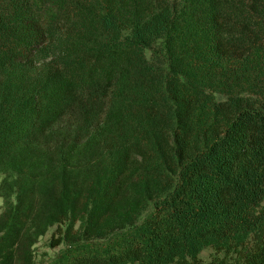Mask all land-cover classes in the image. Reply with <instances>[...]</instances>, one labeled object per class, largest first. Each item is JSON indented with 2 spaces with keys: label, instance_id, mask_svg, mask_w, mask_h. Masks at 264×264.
Segmentation results:
<instances>
[{
  "label": "trees",
  "instance_id": "obj_1",
  "mask_svg": "<svg viewBox=\"0 0 264 264\" xmlns=\"http://www.w3.org/2000/svg\"><path fill=\"white\" fill-rule=\"evenodd\" d=\"M0 199V264H264V0H0Z\"/></svg>",
  "mask_w": 264,
  "mask_h": 264
},
{
  "label": "rangeland",
  "instance_id": "obj_2",
  "mask_svg": "<svg viewBox=\"0 0 264 264\" xmlns=\"http://www.w3.org/2000/svg\"><path fill=\"white\" fill-rule=\"evenodd\" d=\"M2 206H3V201L0 199V214L2 212ZM54 231H55V228L52 229L49 232V234L46 237H44L41 240V242L38 244V246L36 247L35 254H36V258L38 261H41V260L49 261L57 257L63 250V247L53 249L50 246ZM213 254L214 253L212 250H207L201 255V258L205 263H208L211 260V257L213 256Z\"/></svg>",
  "mask_w": 264,
  "mask_h": 264
}]
</instances>
